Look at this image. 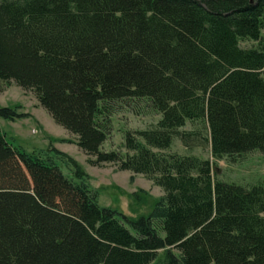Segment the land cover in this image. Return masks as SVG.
Masks as SVG:
<instances>
[{"label": "trees", "instance_id": "16d2710c", "mask_svg": "<svg viewBox=\"0 0 264 264\" xmlns=\"http://www.w3.org/2000/svg\"><path fill=\"white\" fill-rule=\"evenodd\" d=\"M263 31L264 0H0V79L32 90L91 165L118 163L164 191L134 192L150 210L127 216L100 205L52 138L28 152L0 126V264H264V182L154 151L179 139L215 161L264 152ZM126 99L161 118L143 141L126 134L123 157L102 146ZM19 109L0 118L32 117Z\"/></svg>", "mask_w": 264, "mask_h": 264}, {"label": "rangeland", "instance_id": "374dc122", "mask_svg": "<svg viewBox=\"0 0 264 264\" xmlns=\"http://www.w3.org/2000/svg\"><path fill=\"white\" fill-rule=\"evenodd\" d=\"M240 44L244 48H249L258 43L247 40ZM17 105L21 106L20 112L29 113L32 117L15 121L0 118V126L6 133L7 139L14 146L33 152L46 149L50 145L49 138H52L55 147L73 157L89 174L91 184L99 190L100 205L111 206L127 216L135 217L147 213L150 205L137 204L132 197L134 192L145 190L149 199H158L164 195L163 189L145 175L120 170L118 163L91 165L88 161L90 157L77 145V136L54 121L32 90L23 89L14 81L7 82L0 79V106ZM110 118L109 136L102 150H116L125 157L134 154L125 147L126 134L129 132L143 141L138 137L137 132L155 127L161 114L145 100L126 99L118 102ZM62 139L69 141L62 142ZM154 151L165 155H194L200 159H209L214 163L215 177L222 180L247 186L264 182V152L261 151L249 152L234 160L224 158L215 161L210 146L186 149L179 139H175L168 149H154ZM160 253L162 254V251Z\"/></svg>", "mask_w": 264, "mask_h": 264}]
</instances>
